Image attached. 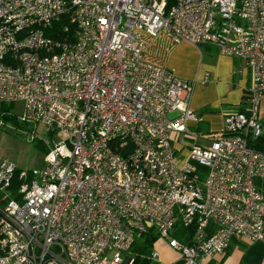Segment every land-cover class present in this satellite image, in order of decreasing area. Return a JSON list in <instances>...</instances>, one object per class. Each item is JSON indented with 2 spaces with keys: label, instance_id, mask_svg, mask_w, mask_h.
<instances>
[{
  "label": "built area",
  "instance_id": "1",
  "mask_svg": "<svg viewBox=\"0 0 264 264\" xmlns=\"http://www.w3.org/2000/svg\"><path fill=\"white\" fill-rule=\"evenodd\" d=\"M161 32L250 69L218 134L189 125L194 81L147 57ZM262 95L264 0H0V101L48 145L40 166L0 158V264H132L150 229L183 264L264 242Z\"/></svg>",
  "mask_w": 264,
  "mask_h": 264
},
{
  "label": "crops",
  "instance_id": "2",
  "mask_svg": "<svg viewBox=\"0 0 264 264\" xmlns=\"http://www.w3.org/2000/svg\"><path fill=\"white\" fill-rule=\"evenodd\" d=\"M145 39L146 54L151 61L194 81L190 106L197 113L198 120L189 125L199 136L218 134L222 129L223 115L246 106L251 72L248 67L242 66L240 59L219 54L210 45L197 47L188 42L174 44L165 32L156 36L146 35ZM246 242L242 238H233L227 254L201 264H258L264 255V245L261 244L248 249L246 255L242 253L233 257L239 245L245 246ZM155 244L154 250L158 252L162 264H183L182 256L167 243Z\"/></svg>",
  "mask_w": 264,
  "mask_h": 264
},
{
  "label": "rangeland",
  "instance_id": "3",
  "mask_svg": "<svg viewBox=\"0 0 264 264\" xmlns=\"http://www.w3.org/2000/svg\"><path fill=\"white\" fill-rule=\"evenodd\" d=\"M176 44V43H174ZM8 103V102H6ZM10 109L19 117L23 114L24 107L21 103H12ZM259 119L262 123V130H264V95H262L260 102ZM8 129L0 130V158H7L15 162L17 166L23 169H28L40 166L44 162L45 154L40 151L35 144L40 142L47 148L48 145L43 140L46 135V130L43 124H28L27 127H7ZM167 243L166 238L160 237L156 243ZM255 244L264 245L261 241H247L245 246L239 245L238 250L234 251L233 257H237L242 253L246 255V251ZM156 245V244H155ZM156 249V246L154 247ZM127 255L129 253H126ZM125 255V254H124ZM264 259V255L260 258L258 264ZM246 263V262H245ZM249 264V263H246Z\"/></svg>",
  "mask_w": 264,
  "mask_h": 264
},
{
  "label": "trees",
  "instance_id": "4",
  "mask_svg": "<svg viewBox=\"0 0 264 264\" xmlns=\"http://www.w3.org/2000/svg\"><path fill=\"white\" fill-rule=\"evenodd\" d=\"M173 2L174 0H168V5L172 4ZM63 22H65V20H63ZM63 22L61 24H63ZM59 26L60 24L57 25L58 29ZM56 37L62 38V36L59 33L57 34ZM6 104L12 105V103H6L0 101V130L8 129L7 127H17V128L27 127L28 123L21 121L18 118V115L13 113L10 109V106H7ZM245 107L244 108L241 107L238 110L242 111L245 109ZM250 145L255 149L264 151V133H262L259 137H257L253 141H251ZM35 146L44 154L48 151V148L44 144H42L41 141L37 142ZM194 229H195V225L186 227L182 224L180 220H177L174 225V230L172 232V235L177 239L188 243L190 242V238L194 232ZM158 239H159V235L153 229H150L136 236L134 243L129 250V253L134 258L132 264H159L156 260L152 259L151 257L152 251L154 250V244ZM227 253L228 251L226 249L224 255Z\"/></svg>",
  "mask_w": 264,
  "mask_h": 264
}]
</instances>
